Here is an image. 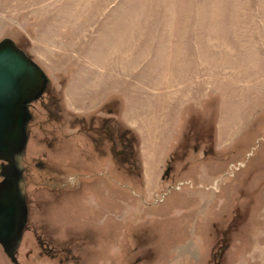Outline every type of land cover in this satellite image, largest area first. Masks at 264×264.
<instances>
[{
	"label": "rangeland",
	"instance_id": "obj_1",
	"mask_svg": "<svg viewBox=\"0 0 264 264\" xmlns=\"http://www.w3.org/2000/svg\"><path fill=\"white\" fill-rule=\"evenodd\" d=\"M3 37L48 77L52 95L32 102L31 118L28 107L20 160L33 217L50 205L79 264H217L196 250L215 252L233 222L218 264H264V0H0ZM153 94L176 108L210 101L183 113L177 133L161 128L163 141L166 117L150 98L146 112L130 100ZM227 98L222 114L214 104ZM110 109L112 124L136 125L133 163L93 159L113 143L95 132ZM204 159L205 180L186 178ZM155 162L169 166L165 178ZM186 179L194 186H175ZM29 246L24 233L21 264H32ZM0 264H13L1 246Z\"/></svg>",
	"mask_w": 264,
	"mask_h": 264
},
{
	"label": "water",
	"instance_id": "obj_2",
	"mask_svg": "<svg viewBox=\"0 0 264 264\" xmlns=\"http://www.w3.org/2000/svg\"><path fill=\"white\" fill-rule=\"evenodd\" d=\"M46 74L12 38L0 39V157L19 161L27 139L28 104L39 95ZM14 173V172H13ZM17 175L0 184V242L13 262L24 215Z\"/></svg>",
	"mask_w": 264,
	"mask_h": 264
},
{
	"label": "flooded vegetation",
	"instance_id": "obj_3",
	"mask_svg": "<svg viewBox=\"0 0 264 264\" xmlns=\"http://www.w3.org/2000/svg\"><path fill=\"white\" fill-rule=\"evenodd\" d=\"M48 78H46V81L43 85L42 90L40 91L38 97L32 99L29 102V111H30V106L32 102L39 98L44 91L48 92V97L52 95L51 90L48 89ZM53 102L50 101L48 104H52ZM114 109H110L108 111L107 115L101 116L99 119V125L96 128V133L104 135V137H107L108 140H112V144H108V146L105 147V144L101 147L103 148V154H97L93 159H96L100 162H102L103 166L105 167L109 161V156H105L106 154L111 155L113 154L117 156L119 159L123 160H129L131 163L132 161H135V153L132 148V141L133 139L136 141L137 134L131 132L128 128V126L123 125L121 123H118V125H114L111 122L114 121L113 117H115L113 113ZM110 113V115H109ZM32 116V113L30 111V118ZM96 118L95 115L92 116V120ZM30 120V119H29ZM128 131L131 132V134L128 133ZM115 136H118L119 139L118 141L115 140ZM117 137V138H118ZM95 139V138H94ZM127 139V140H126ZM117 147V148H114ZM101 148H97L101 149ZM195 149V146H194ZM173 156L170 155V158L167 159L169 161ZM116 158V157H115ZM21 158H19L18 162H15L14 160H8L6 158L0 157V184L2 182L6 181L8 179L9 175H17V177H20L18 179V184L22 188V201L24 204V215L22 216L23 221L21 223V239L23 237V234H27L28 241L30 242V246L27 247L26 251L24 252V257L32 264H40L39 262H42V264H51V262H54L56 260V263L58 264H79L80 263V255L77 254L73 251V246L72 244H63L61 243V239L58 238V235L60 233V230L57 228L60 227V224L58 223L57 220H52L49 216H47L48 212L51 211L50 205H46L43 209L42 207L40 208L39 213H36L35 218L33 217V211L31 210L30 206V198H28V193H27V182L30 181L27 178V173H28V166L22 162L21 163ZM166 161V163H167ZM169 166H165V172L163 176H166L167 170ZM14 172V173H13ZM233 216L235 213H238V211H233ZM231 216V217H233ZM34 218V219H33ZM62 219V216L60 217ZM232 219V218H231ZM67 221L68 223L70 220H64ZM62 223V221H61ZM235 226H232V225ZM240 223L233 222L232 224L229 225L226 230L221 231L222 235L218 238L220 240L219 242V247L215 252L211 251V258L214 260L217 264L218 261H220L223 258V251L227 247L230 246V244L227 241L229 230L231 228H236L238 229ZM228 232V233H227ZM227 233V234H226ZM227 235V236H226ZM20 239V242H21ZM67 239L72 240L74 239L73 235L71 234L70 236L67 237ZM19 242V245H20ZM224 242V244H222ZM221 243V244H220ZM17 246L16 250L14 251V254L16 255L17 261H18V247ZM0 246L4 250L1 242ZM5 252V250H4ZM5 254L8 256V254L5 252ZM20 255V254H19ZM10 258V256H8ZM30 258V259H29ZM12 261V259L10 258ZM35 261V262H34ZM13 262V261H12ZM54 263V264H56ZM13 264H21L20 262H13Z\"/></svg>",
	"mask_w": 264,
	"mask_h": 264
},
{
	"label": "crops",
	"instance_id": "obj_4",
	"mask_svg": "<svg viewBox=\"0 0 264 264\" xmlns=\"http://www.w3.org/2000/svg\"><path fill=\"white\" fill-rule=\"evenodd\" d=\"M135 81L137 82V80H135ZM137 84H138V82H137ZM153 91H157V90L154 89V88H151L149 90V92H153ZM146 98H150V100H148V102L150 104L151 110L154 113V115H158L159 117H166L165 118V125L163 123H160V126L158 125V132L161 133L159 139H163V141H166L169 138L171 139L170 136H166L165 135L164 129L166 127H167V131L169 130V128L173 127L174 134L177 133L176 128L178 127V119L180 118V116L183 113L189 112L188 114L190 115V111H191L192 108L193 109H198L199 108V105H200L199 102L201 100L206 101V103L210 101V100H207V98H206V100H204L205 96H203L201 99H199V101L196 99L195 102H192L191 99L190 100H183L182 104L181 105L179 104L178 107L176 108L175 105L178 104L179 99H175L174 100V98H171V100H168V101H163V100L160 101V99L157 97L156 94H153L152 96L141 97V98H138L136 96V97H132L130 100L133 102V104H136V102H138V104L140 105L139 108H138L139 111L146 112V109H147L146 103H145V99ZM231 104L232 103L228 101V98L226 100H222L221 99V101H218V102L216 101V103L214 104V107L219 108L221 110L222 114H223V113H225L226 108H228V106H230ZM164 105H166V107H164ZM220 114L221 113H219L217 116H219ZM126 121L128 122L127 118H126ZM128 124H129L128 126L130 128H132L133 125H135L134 123L130 124L129 122H128ZM174 127H175V129H174ZM161 128H164V129H161ZM217 130H218L217 128H215V130H214V131H216V141H217ZM174 134H172V135H174ZM161 135H162V137H161ZM164 135H165V137H164ZM213 137L215 138V134L214 133H213ZM221 137H222V131H221ZM224 138H226V137H224ZM167 143H169V141ZM222 145L223 144L219 145L218 143L215 144L213 150L217 149V147H221ZM202 161L203 162L200 163L198 168H196L195 170H193L191 172H187L184 169L185 175L188 176L186 178H189V176H191L192 174H195V178H197V179L199 178L200 179L199 181L202 182L203 180H205V177L207 176V174H208L210 169H208V168L203 166V165L206 164V162L204 163V161H206V160L204 159ZM144 164L147 165V163H144ZM158 165H159V163L155 162V169L157 171L161 170L160 171V176H159V179H160L163 169H162V165L160 166V169L158 168ZM142 167H143V163H141V168ZM138 175H140V174H138ZM147 175H148V178H150V174H147V173H145V175L143 174V168H142L141 176L143 178L145 176V178H146ZM189 179L192 180V178H189ZM197 191L198 190H195V192H197ZM235 231H237V230H235ZM211 251H212V248L205 249L203 247H200L199 249L196 250L195 258L197 260H199V261L201 260L202 262H204L203 260H205V263H206L208 259H211ZM249 259L250 260H254V258H249Z\"/></svg>",
	"mask_w": 264,
	"mask_h": 264
},
{
	"label": "built area",
	"instance_id": "obj_5",
	"mask_svg": "<svg viewBox=\"0 0 264 264\" xmlns=\"http://www.w3.org/2000/svg\"><path fill=\"white\" fill-rule=\"evenodd\" d=\"M215 185V182H214V184H213V186Z\"/></svg>",
	"mask_w": 264,
	"mask_h": 264
}]
</instances>
